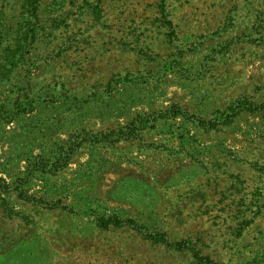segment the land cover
Masks as SVG:
<instances>
[{"label":"rangeland","instance_id":"rangeland-1","mask_svg":"<svg viewBox=\"0 0 264 264\" xmlns=\"http://www.w3.org/2000/svg\"><path fill=\"white\" fill-rule=\"evenodd\" d=\"M0 264H264V0H0Z\"/></svg>","mask_w":264,"mask_h":264},{"label":"trees","instance_id":"trees-1","mask_svg":"<svg viewBox=\"0 0 264 264\" xmlns=\"http://www.w3.org/2000/svg\"><path fill=\"white\" fill-rule=\"evenodd\" d=\"M74 149H75V147L66 146L65 149H63L62 152H60V154H59V156H58V158H60V159L51 162V164H52V167H51V168L55 169V168L60 167V165H61L63 162L67 163V161L69 160V158H70L72 152L74 151ZM40 163H41V165H40ZM48 166H49V165H48V162H46V161L42 162V161H41V162H39V166H38V167H39V168H40V167H42V168H47ZM38 167H37V168H38ZM53 169H52V170H53Z\"/></svg>","mask_w":264,"mask_h":264}]
</instances>
